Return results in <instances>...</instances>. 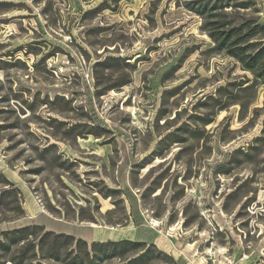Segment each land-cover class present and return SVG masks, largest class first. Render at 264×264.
I'll return each mask as SVG.
<instances>
[{
	"label": "rangeland",
	"instance_id": "374dc122",
	"mask_svg": "<svg viewBox=\"0 0 264 264\" xmlns=\"http://www.w3.org/2000/svg\"><path fill=\"white\" fill-rule=\"evenodd\" d=\"M191 1L0 0V239L40 225L170 264H264V85ZM227 3L264 24V0Z\"/></svg>",
	"mask_w": 264,
	"mask_h": 264
},
{
	"label": "trees",
	"instance_id": "16d2710c",
	"mask_svg": "<svg viewBox=\"0 0 264 264\" xmlns=\"http://www.w3.org/2000/svg\"><path fill=\"white\" fill-rule=\"evenodd\" d=\"M228 0H195L187 3L188 7L202 15L203 30L208 33L215 47L225 54L240 61L242 68L254 74L257 81L264 85V24L259 19H251L245 15L240 18L231 16L227 8ZM248 2L234 4L238 8H248ZM15 246L20 253L12 260L14 264H25L26 260H34L41 255L48 262L39 261L37 264H103L111 258L125 257L128 251L142 253L130 260L132 264L149 259L152 250L156 251L162 263L171 262V256L158 250L154 244L147 246L144 242L106 240L93 241L89 244L83 238L73 235L47 231L44 226L34 225L18 230L5 231L0 239L3 249ZM27 253H31L30 257ZM33 264V263H32Z\"/></svg>",
	"mask_w": 264,
	"mask_h": 264
}]
</instances>
